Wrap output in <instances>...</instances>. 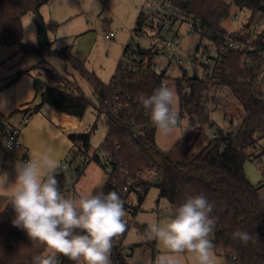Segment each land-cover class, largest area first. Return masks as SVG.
Here are the masks:
<instances>
[{
    "label": "trees",
    "instance_id": "1",
    "mask_svg": "<svg viewBox=\"0 0 264 264\" xmlns=\"http://www.w3.org/2000/svg\"><path fill=\"white\" fill-rule=\"evenodd\" d=\"M50 1L0 0V44H17L26 54L55 52L70 62L92 86L98 98V104L95 105L97 117L104 115L107 127L102 149L104 158L107 156L110 159L111 170H105L106 164L96 151H93V155L90 154L91 137L96 124L91 130L69 134L72 141L69 153L73 152L75 156L79 154L82 158L71 170L80 176L88 162L97 161L105 170L106 180L93 192L116 191L124 204L141 188L136 195L133 216L141 209L147 192L153 185L159 188L160 196L169 201L172 212L187 196L203 194L214 204L210 214L216 219L212 242L216 251L225 254L226 264H264L262 186L252 183L244 169L246 159L251 156L248 149L264 138V90L257 82L261 61L250 66L247 63L248 52L230 51L223 62L221 83L242 108L240 128L235 136L215 138L208 134L207 129L214 126V121L210 119L202 100L203 92L208 86L207 81L190 76L178 78L176 84L179 88L180 114L189 117L191 129L171 148L162 149L156 141V129L145 125L150 119L139 105L138 97L140 94L150 95L155 88L161 86L163 77L151 71L143 75L135 74L120 59L112 78L104 81L84 61L73 56L67 47L52 50L50 45L33 46L24 42V15L32 13L43 20L40 8ZM177 4L199 17L202 28L213 31L217 36L227 32L223 23L230 14L232 5L239 9H250L252 17L258 13L264 15V0H177ZM140 22L141 12L137 17L136 27ZM47 26L56 29L58 23L51 20ZM263 37L264 33L261 35ZM139 52L148 54L149 60H152L151 48H140ZM254 56L258 58L259 54L254 52ZM44 68L49 79L57 85L35 78L34 84L41 95V102L33 107L29 105L26 110L31 109L35 113L44 105H51L61 112L82 117L92 104L90 97L78 83L68 78L69 75L60 74L49 67ZM26 71H19L12 78L0 80V91L9 88ZM186 84L193 87L192 92L183 91ZM116 101L127 105V108L114 109ZM223 130L225 129H217ZM3 134L4 132L1 133ZM263 155L264 152L255 156V159L262 161ZM57 179L60 186H67L62 192L71 191L75 187V184L68 182L63 170H58ZM14 218L15 212L11 204L6 205L0 212V264H32V257L45 254L47 249L38 241H31L25 231L15 227L12 224ZM133 226H138L144 233L147 230L144 225L133 220L127 223L125 233L113 241L112 264H131L129 256L122 254V249ZM236 229L250 233L255 243L249 242L245 246L239 240L232 239L231 234ZM116 241L120 242V246H116ZM129 246L134 250L133 245ZM114 253L117 255L114 256ZM60 264L75 262L61 256Z\"/></svg>",
    "mask_w": 264,
    "mask_h": 264
},
{
    "label": "rangeland",
    "instance_id": "2",
    "mask_svg": "<svg viewBox=\"0 0 264 264\" xmlns=\"http://www.w3.org/2000/svg\"><path fill=\"white\" fill-rule=\"evenodd\" d=\"M144 4L145 0H51L49 3L44 4L40 11L46 25L51 20L58 23L56 29L53 27L48 28L51 49L59 50L67 47L73 56L84 61L86 66L102 80L109 81L114 75L120 59L124 60V50L130 41L135 46L140 44L142 47H148L151 44L149 39L140 37L134 31L137 17ZM236 14L238 17H235ZM251 16L252 11L250 9H239L233 5L223 25L230 31L241 29L249 21L251 23H259L264 27V19H260L259 14L250 19ZM23 24L24 42L33 46H40L39 29L35 15L32 13L24 15ZM185 28L186 26L184 25L182 33ZM107 34L111 35V37L108 38ZM198 39V35L192 36L187 39L186 45L192 41L197 42ZM182 57L183 66L188 69L191 75L193 72L192 63L186 56ZM44 67L52 68L60 74L69 75L68 78L78 83L84 93L92 100V104L85 114L79 118L87 122V130H91L96 124L92 132V150L90 154L93 155V151H96L102 162H104L105 153L102 149V143L107 133V127L104 122V115H101L100 118L97 117L95 105L98 104V98L94 94L90 83L73 68L70 62H67L55 52L50 54H26L20 50L17 44H0V80L12 78L19 71L27 70L8 89L17 85L19 88H24L28 82H32L34 89L33 82L35 78L57 85L56 82L49 79ZM201 71L202 68L199 69L200 75L202 74ZM173 73L177 75L181 71L175 70ZM169 87L176 94V109H178L179 96L175 91V86L171 82ZM35 92L36 90L34 89V94ZM221 94L223 104L238 106L236 99L229 94L227 89L224 88ZM36 97L41 98L39 92H36ZM211 118L214 121V126L207 129L210 136L218 128H228L231 125V119H233L234 123L239 122L237 116L232 117L231 114L224 112L215 104L211 111ZM185 128L189 129L187 132L191 129L187 115L178 118V129L171 136H163L156 130L157 144L162 149L171 148L180 139L181 131ZM248 152L251 156L244 163L245 173L252 183L262 186L260 193L264 197V155L261 157L262 161L255 159V156L264 152V138H261L256 146L250 147ZM67 155L70 156V153L67 152ZM67 155L60 161V166L68 163ZM64 172L68 182L76 184L78 193L92 191L93 184L103 182L106 178L104 168L95 160L87 163L85 172L80 176L70 168L64 169ZM72 195L69 194V196ZM133 199L137 203L135 196H133ZM171 214L172 210L169 201L165 197H161L159 188L153 185L149 188L138 213L135 216L130 214L129 216L133 221L144 225L147 229L154 219L166 221ZM124 243L134 246L133 253L128 257L131 264H154L155 257L164 251L162 247L158 246L156 241L147 240L145 233L138 226L131 228ZM215 253L217 264H226L225 254L216 250ZM182 264H194L193 258L190 255H185L182 258Z\"/></svg>",
    "mask_w": 264,
    "mask_h": 264
},
{
    "label": "clouds",
    "instance_id": "3",
    "mask_svg": "<svg viewBox=\"0 0 264 264\" xmlns=\"http://www.w3.org/2000/svg\"><path fill=\"white\" fill-rule=\"evenodd\" d=\"M175 95L173 89L161 85L150 95L138 97L151 124L163 136L178 129ZM188 130L183 129L180 138ZM59 169L58 161L45 152L36 159L17 161L14 181L7 172H0V196L15 212L12 224L47 249L43 255H34L32 264H60L61 256L75 264H112L113 241L127 229L124 201L116 191L66 196L57 179ZM213 209L205 195H189L166 221L154 219L145 238L164 250L154 264H182L185 255H190L194 264H217ZM231 236L245 246L255 243L250 233L240 229Z\"/></svg>",
    "mask_w": 264,
    "mask_h": 264
},
{
    "label": "built area",
    "instance_id": "4",
    "mask_svg": "<svg viewBox=\"0 0 264 264\" xmlns=\"http://www.w3.org/2000/svg\"><path fill=\"white\" fill-rule=\"evenodd\" d=\"M233 6V5H232ZM260 19H264L262 13H258ZM253 15V14H252ZM235 17H238L236 14ZM252 19V16L251 18ZM186 26L182 33V28ZM217 34L213 31L202 28L199 17L183 10L178 4L177 0H145V4L141 10V22L134 30L142 38L149 39L151 44L148 47L135 46L128 43L124 51L123 64L133 73L143 75L148 71L163 77L161 85L170 86L172 82L175 86V91L179 96V88L176 80L180 77L190 76L193 78H201L207 81L208 86L203 92V105L206 107L210 119L211 111L214 106H219L224 112L231 114L232 117L238 118L242 114V108L238 104L227 106L222 102V90L224 85L221 83L224 74L223 62L230 51H246L248 52L247 63L252 66L258 60L261 61L259 72L257 75V82L264 90V27L259 23L247 22L241 29ZM233 32L237 34H232ZM198 35L199 39L190 42L186 45L188 38ZM110 38L111 35L107 34ZM151 48L153 52L152 60H149L148 54H141L139 49ZM254 52L259 54L258 58L254 56ZM186 56L192 63V74L190 75L188 69L183 66V57ZM202 68V74H199V69ZM175 70H180L181 73L174 75ZM183 91L192 92L193 87L186 84ZM127 108L120 102H115L114 109L119 110ZM229 109V110H228ZM178 118L180 114V106L176 109ZM29 117L26 115L23 123L28 121ZM213 121V120H212ZM148 127H153L151 121L145 124ZM139 127V125H137ZM240 128V120L238 123L231 121V125L223 131H217L213 134L215 138L222 136H235ZM21 130L19 126L11 125L6 132L3 139V146L7 151H16L22 149V141L20 138ZM30 157L25 155L22 161H27ZM67 164H62L60 170L66 168H73L81 161V155L76 156L73 152L70 156L67 155ZM106 164L105 170L109 172L110 159L106 156L104 158ZM61 191L67 189V186H60ZM127 189V187H125ZM138 188L136 195L140 192ZM136 204L133 196L126 200V222L129 223L132 219L133 206ZM116 246H120V242L116 241ZM122 254L129 256L133 250L129 245H124ZM117 255L114 253V256Z\"/></svg>",
    "mask_w": 264,
    "mask_h": 264
},
{
    "label": "crops",
    "instance_id": "5",
    "mask_svg": "<svg viewBox=\"0 0 264 264\" xmlns=\"http://www.w3.org/2000/svg\"><path fill=\"white\" fill-rule=\"evenodd\" d=\"M33 85L36 90L34 82ZM34 89L32 82H28L24 88H19L17 85L0 91V172H7L10 181L15 180L17 161H22L25 155L36 159L46 152L60 163L72 147L69 134L87 130L85 120L61 112L51 105H44L40 111L35 113H32L31 109L26 110L29 105L33 107L41 102V98L36 97L38 91L36 90L34 94ZM26 115L29 119L23 123ZM2 124H4L3 131H1ZM11 125L20 127V138L23 144L20 150L7 151L3 146V139ZM3 132L4 134L1 135ZM105 180L106 178L103 182L93 184L92 192L96 187L103 185ZM63 193L66 196L77 194L76 184L71 191ZM6 203V198L0 196V212L5 208Z\"/></svg>",
    "mask_w": 264,
    "mask_h": 264
},
{
    "label": "water",
    "instance_id": "6",
    "mask_svg": "<svg viewBox=\"0 0 264 264\" xmlns=\"http://www.w3.org/2000/svg\"><path fill=\"white\" fill-rule=\"evenodd\" d=\"M36 22L38 24L39 29V40H40V46H49L51 44V40L49 38V30L48 26L45 24V22L38 16H36ZM193 78H196L194 75ZM4 130V124L1 126V131Z\"/></svg>",
    "mask_w": 264,
    "mask_h": 264
}]
</instances>
